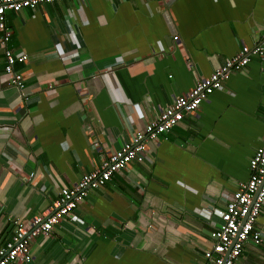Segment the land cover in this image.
<instances>
[{"label":"crops","instance_id":"0c3cea01","mask_svg":"<svg viewBox=\"0 0 264 264\" xmlns=\"http://www.w3.org/2000/svg\"><path fill=\"white\" fill-rule=\"evenodd\" d=\"M24 96L0 45V245L51 213L136 131L264 36V0H64L7 14ZM1 37V33H0ZM28 98V99H26ZM264 142V57L91 190L29 264H204L219 214ZM256 228L264 236V206ZM234 264H264L246 243Z\"/></svg>","mask_w":264,"mask_h":264},{"label":"built area","instance_id":"2783aa9c","mask_svg":"<svg viewBox=\"0 0 264 264\" xmlns=\"http://www.w3.org/2000/svg\"><path fill=\"white\" fill-rule=\"evenodd\" d=\"M62 1L0 0V45L4 50V70L9 76V85L16 87L23 96L27 85L16 65L26 63L28 56L9 47L12 32L7 25V14L36 10L41 4ZM256 56L264 57V36L258 45L252 48L244 46L209 76L198 80L188 94L177 97L144 129L136 131L100 167L85 173L76 185L62 188L50 214L26 221L14 220L11 238L0 245V264H29L33 260L30 245L37 236H49L53 227L70 216L91 190L101 189L115 173L123 171L132 161L143 162L151 142L169 133L186 114L197 110L207 97L221 89L232 71L245 68ZM249 170V179L239 184L219 214L218 225L212 233L216 241L205 252L204 264H234L241 258L246 243L264 247V236L255 225L264 206V142L250 158Z\"/></svg>","mask_w":264,"mask_h":264}]
</instances>
